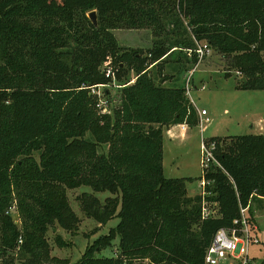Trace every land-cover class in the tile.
Listing matches in <instances>:
<instances>
[{
    "label": "trees",
    "instance_id": "16d2710c",
    "mask_svg": "<svg viewBox=\"0 0 264 264\" xmlns=\"http://www.w3.org/2000/svg\"><path fill=\"white\" fill-rule=\"evenodd\" d=\"M143 28L156 38L147 50L121 46L114 33ZM198 42L243 75L239 89L264 90V0H0V264H16L21 235L28 264H69L50 257L47 233L79 228L67 190L83 185L116 194L105 203L81 194L88 217L120 221L73 264H205L216 232L232 229L242 209L255 225L264 134L205 138L217 142V163L205 173L211 195H189L192 178L164 172L163 128L196 126L199 115L186 89L166 87V75L156 81L149 67ZM108 61L125 86L112 115H101L88 87L109 82ZM16 199L21 229L7 214ZM207 201L218 215L203 217ZM117 238V257L96 256Z\"/></svg>",
    "mask_w": 264,
    "mask_h": 264
},
{
    "label": "rangeland",
    "instance_id": "374dc122",
    "mask_svg": "<svg viewBox=\"0 0 264 264\" xmlns=\"http://www.w3.org/2000/svg\"><path fill=\"white\" fill-rule=\"evenodd\" d=\"M119 34L124 35L123 44L130 46H123L128 49H143L147 50L151 47L156 39L153 35V30L148 28L143 29H116ZM172 41V36H170ZM152 44V45H151ZM151 45V46H149ZM146 53V51H145ZM187 52L182 50H174L172 54L160 60L158 63H153L149 67L150 76L159 81L165 78V73L173 77V86L186 88L187 81L190 79L191 98L195 101L197 106L206 109L209 112L211 122L206 124L197 142L186 141L181 138V126L175 125L171 129L164 127V169L165 175L168 177H191L193 180L187 182V190L189 195H196L202 193V186L200 185L199 176L201 173L200 156L202 159V151L200 152L201 139L210 138L214 134H248L253 132L251 123L253 119L264 117V90H239L236 89L237 82L243 79L241 73L236 72L228 66L229 61L225 59L214 49L195 67L193 54L190 57ZM134 77V73L130 74ZM171 77L166 78L172 79ZM165 82V81H164ZM196 86V87H195ZM205 86V88H202ZM120 89L111 88L109 100L110 111L101 112V115H112V110L118 106L120 102ZM186 93V92H185ZM187 95V94H186ZM190 99V97L187 95ZM96 107V105H95ZM97 108V107H96ZM198 111V110H197ZM199 115V112H198ZM200 118V116H199ZM190 128L197 130L200 133V128L191 126ZM169 130H171L169 132ZM173 133V135H171ZM201 135V133H200ZM92 139L90 133L86 136ZM204 138V139H205ZM108 145L102 144L99 147L100 152H105ZM36 157H39L37 152ZM84 192L93 193L102 203H105L107 197H115V193L109 191L95 192L90 186H80L75 189H68V199L71 207L81 219L79 228L77 230H66L60 225L56 224L55 228H50L47 233V239L50 245V257L66 260L69 264L76 263L82 258L88 246H92L96 239L100 236L109 233L112 227H115L120 218L115 216L111 218L106 224L99 223L94 218L88 217L80 206L79 197ZM207 195H211L207 191ZM194 194V195H193ZM16 207L14 211L8 210L13 221L18 224L19 229L22 228L21 216L18 210L17 199L12 205ZM214 216L219 214L213 202L207 201ZM255 215V225L258 228L253 234L259 239V243H252L249 249V258L251 264H261L264 260V199L252 203ZM260 206V207H259ZM255 225L249 224L251 229ZM62 241L60 244L58 238ZM118 238L115 239L111 246L106 247L102 251H97V257H117ZM23 243V236H20L19 247ZM13 251L16 258V264H28V255H21L18 249ZM126 263L129 261L126 260ZM133 264H157L148 258H134ZM40 264H58L56 262L47 261ZM220 264H229V261H222Z\"/></svg>",
    "mask_w": 264,
    "mask_h": 264
},
{
    "label": "built area",
    "instance_id": "2783aa9c",
    "mask_svg": "<svg viewBox=\"0 0 264 264\" xmlns=\"http://www.w3.org/2000/svg\"><path fill=\"white\" fill-rule=\"evenodd\" d=\"M212 48L207 43H197L196 49L187 50L188 55L191 57L193 53H195L198 57V62L195 64V67L211 52ZM103 71L106 77L109 79L108 83L97 84L93 86H89L90 94L96 99V107L101 112L110 111L109 108V100L107 97L110 93L111 88H120L125 85H120L117 79V70L109 61L105 63L103 67ZM135 80L133 79L130 83H133ZM205 88V86H202ZM186 94L190 97L191 102L193 100L191 98V85L190 79L187 81L186 86ZM194 105V103H193ZM195 106V105H194ZM196 107V106H195ZM199 112V122L197 126L200 128V133L202 135L206 124L210 122V118L208 117V112L206 109H198ZM203 136V135H202ZM217 146L216 141H211L209 144L205 142V139H202L201 151H202V159H201V167L203 178L200 181V185L202 186V193L206 194V186L210 183L205 178V173L208 171L210 167V163H217L214 156V149ZM16 207L13 205L10 208V211H14ZM211 208L207 205H204L203 208V217L207 218L213 212L210 211ZM246 209H242V219H236L234 221L235 226L232 229H219L210 246L207 248L204 262L205 264H220L222 261H229V264H250L251 260L249 258V249L252 243H259V239L255 234H253L258 228L256 225L253 229L249 227V223L246 219L245 215Z\"/></svg>",
    "mask_w": 264,
    "mask_h": 264
},
{
    "label": "crops",
    "instance_id": "0c3cea01",
    "mask_svg": "<svg viewBox=\"0 0 264 264\" xmlns=\"http://www.w3.org/2000/svg\"><path fill=\"white\" fill-rule=\"evenodd\" d=\"M114 33H115V35H116V37H117V40H118V42H119V44L121 45V46H130V45H128V44H123L122 43V41H123V39H124V35L122 34V33H118V32H116V31H114ZM152 45V44H151ZM151 45H149V46H151ZM165 75H166V77L167 78H169V77H171V76H169L167 73H165ZM172 79H168V80H165V82H164V85L166 86V87H172V88H181V87H178V86H173L172 85V80H174V78L173 77H171ZM134 80H135V78H134ZM162 80V79H161ZM160 80V81H161ZM196 87V86H195ZM236 87V89H239L238 87H237V85L235 86ZM239 90H243V89H239ZM193 100V99H192ZM193 103H194V105L198 108V109H200L198 106H197V104L195 103V101L193 100ZM202 109H204V108H202ZM208 115H209V112H208ZM209 117V116H208ZM210 118V117H209ZM210 122H211V119H210ZM209 122V123H210ZM179 126H181V131H180V136H181V138H183V139H185L186 141H193V140H195V142H197V140L199 139V137L200 136H202V135H200V133H198V131L197 130H194V129H192V128H190L191 126H189L188 124H186V123H183V124H178ZM251 128L252 129H254V131L253 132H250V133H248V134H264V117H261L260 116V118H258V119H253V121H252V123H251ZM174 127V126H173ZM207 127V126H206ZM168 129H171V128H168ZM206 129V128H205ZM171 130H169V132H170ZM200 131V130H199ZM171 135H173V133H171ZM237 135H242V134H225V135H218V134H214L212 137H230V136H237ZM203 137V136H202ZM205 138V137H204ZM211 138V137H210ZM189 141V142H190ZM201 145H202V139H201V141H200V152H201ZM163 167H164V141H163ZM200 168H201V173H200V176H199V178L201 177V175H202V167H201V156H200ZM164 172H165V169H164ZM168 177V176H167ZM177 178H191V177H177ZM194 195V194H193Z\"/></svg>",
    "mask_w": 264,
    "mask_h": 264
},
{
    "label": "water",
    "instance_id": "95a60500",
    "mask_svg": "<svg viewBox=\"0 0 264 264\" xmlns=\"http://www.w3.org/2000/svg\"><path fill=\"white\" fill-rule=\"evenodd\" d=\"M89 18L91 19L92 23L95 25V26H98V16H97V13L96 11H92L88 14ZM162 82V80L160 81Z\"/></svg>",
    "mask_w": 264,
    "mask_h": 264
}]
</instances>
